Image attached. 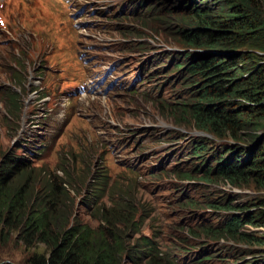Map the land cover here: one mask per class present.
<instances>
[{
  "label": "rangeland",
  "instance_id": "obj_1",
  "mask_svg": "<svg viewBox=\"0 0 264 264\" xmlns=\"http://www.w3.org/2000/svg\"><path fill=\"white\" fill-rule=\"evenodd\" d=\"M177 5L176 0H0V147L24 155L33 147L29 165L42 179L35 187L54 183L52 202L65 218L117 231L134 216L135 236L160 248L169 234L185 235L176 188L188 183L176 174L175 150L194 136L220 141L191 122H175L177 84L155 85L161 76L147 81L174 71L168 62L149 73L154 58L161 64L168 54L202 48L175 39L178 27L168 21L175 23V15L185 12ZM250 139L241 138L248 144ZM223 141L232 143L228 136ZM217 179L188 190L195 198L206 188L241 190L244 199L263 192ZM89 183L105 189L101 199L92 196ZM87 196L98 203L81 204ZM253 247L255 254L264 251ZM43 251L42 244L27 246L14 233L0 244V264H28L33 252ZM124 264L133 263L124 258Z\"/></svg>",
  "mask_w": 264,
  "mask_h": 264
},
{
  "label": "trees",
  "instance_id": "obj_2",
  "mask_svg": "<svg viewBox=\"0 0 264 264\" xmlns=\"http://www.w3.org/2000/svg\"><path fill=\"white\" fill-rule=\"evenodd\" d=\"M176 2L185 12L175 15V23L168 21L178 27L175 39L202 48L168 54L161 64L154 58L149 72L168 62L174 71L147 81L161 76L155 85L177 84L175 122H191L220 140L194 136L175 150L176 174L188 183L176 188L185 235L169 234L167 246L160 248L144 235L135 236L134 216L117 231L92 229L76 216L65 218L52 202L54 183L35 187L42 179L29 165L33 147L28 155L0 147V244L14 233L27 246L42 244L47 253L33 252L28 264H124V258L133 264H264V251L253 250L264 246V0ZM226 136L232 143L223 141ZM215 178L232 188L253 185L263 192L248 199L241 190L206 188L200 198L190 194L189 185H207ZM90 187L92 196L101 199L105 189ZM90 198L81 204L98 203Z\"/></svg>",
  "mask_w": 264,
  "mask_h": 264
},
{
  "label": "clouds",
  "instance_id": "obj_3",
  "mask_svg": "<svg viewBox=\"0 0 264 264\" xmlns=\"http://www.w3.org/2000/svg\"><path fill=\"white\" fill-rule=\"evenodd\" d=\"M150 73V72H149ZM156 79V78H155ZM151 81H152V79H151Z\"/></svg>",
  "mask_w": 264,
  "mask_h": 264
},
{
  "label": "bare ground",
  "instance_id": "obj_4",
  "mask_svg": "<svg viewBox=\"0 0 264 264\" xmlns=\"http://www.w3.org/2000/svg\"><path fill=\"white\" fill-rule=\"evenodd\" d=\"M101 12V11H100Z\"/></svg>",
  "mask_w": 264,
  "mask_h": 264
}]
</instances>
